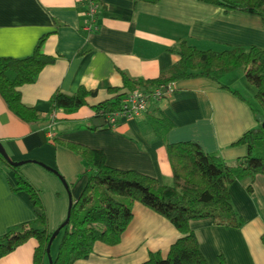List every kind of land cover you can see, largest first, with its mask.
<instances>
[{
    "label": "crops",
    "instance_id": "0c3cea01",
    "mask_svg": "<svg viewBox=\"0 0 264 264\" xmlns=\"http://www.w3.org/2000/svg\"><path fill=\"white\" fill-rule=\"evenodd\" d=\"M98 2V29L88 32L86 8L78 0H0V58H26L48 35L44 53L57 59L34 84L21 88L23 103L43 115L40 122H23L0 98V144L12 161L24 162L20 172L39 191L51 233L67 219L71 199L77 201L88 184L82 158L52 140L102 150L109 167L172 185L169 144L195 143L235 164L248 154L247 146L236 143L260 123L242 92L246 89L255 97L256 91L244 85L245 72L240 69L224 77L222 84L228 89L207 78L182 80L172 87L169 100L154 103L164 105L175 125L166 142L155 137L145 115L122 120L113 129L106 124L90 129L95 115L90 107L111 98L110 88H122V73L136 80L157 79L177 62L172 50L183 39L202 51L264 50V23L256 15L199 0ZM80 87L97 92L88 99L90 107L73 114L53 112L50 101L56 91L73 95ZM17 182L16 173L0 162V237L37 218L29 195L14 191ZM230 194L243 227L217 226L212 219L192 221L200 250L209 264H220L221 257L225 264H264V176L233 183ZM181 236L167 219L135 203L121 243L96 242L89 258L75 264H143L152 253L166 257ZM37 245L30 240L0 264H33Z\"/></svg>",
    "mask_w": 264,
    "mask_h": 264
},
{
    "label": "trees",
    "instance_id": "16d2710c",
    "mask_svg": "<svg viewBox=\"0 0 264 264\" xmlns=\"http://www.w3.org/2000/svg\"><path fill=\"white\" fill-rule=\"evenodd\" d=\"M134 1L156 4L160 0ZM199 1L221 7L225 11L256 15L264 23V0ZM47 39L48 35L42 36L32 55L26 58H0V98L14 116L31 125L40 122L43 115L23 103L21 88L34 84L46 67L56 63L55 57L44 53ZM172 52L177 55V62L157 79L136 80L122 73V88H110L112 97L92 107L89 106L88 99L97 95L95 90L80 87L73 95L58 90L50 101L52 110L73 114L89 106L95 113L93 121L104 119L106 128L113 129L118 124L114 125L110 117L122 111V100L130 92H152L162 86L173 87L179 81L194 78H207L228 89L222 84V79L243 69L247 82L256 90L254 99L259 107L251 103L253 112L256 117L261 115L264 118L263 49L227 47L222 51H202L189 40L183 39ZM234 93L242 98L239 92ZM169 98L167 95L163 100ZM154 106L155 104L149 107L144 114L145 123L157 139L166 142L175 125L165 115L164 105ZM93 121L90 129L96 131L99 127L94 126ZM52 143L60 144L78 154L83 160L88 179L82 196L73 201L68 223L55 239L60 237L61 241L54 264H75L89 258L96 242L109 246L120 244L133 219L135 203H140L167 219L182 235L172 245L166 257L161 253H152L143 264H209L200 250L190 223L212 219L217 226L242 228L243 219L234 208L230 187L246 178L264 176V128L261 123L257 128L246 132L236 143L247 146L248 154L235 164H229L217 154L204 152L195 143L169 144L167 147L173 173L172 185H163L157 179L137 171L111 168L107 165L106 155L102 150L58 139L52 140ZM0 162L16 173L18 182L14 191L27 193L37 209L35 221L14 227L0 237V260L34 239L38 245L33 264H48L47 249L53 233L49 229L40 193L21 174L20 167H13L1 154ZM248 191L251 192L252 188ZM220 264H225L223 257Z\"/></svg>",
    "mask_w": 264,
    "mask_h": 264
},
{
    "label": "built area",
    "instance_id": "2783aa9c",
    "mask_svg": "<svg viewBox=\"0 0 264 264\" xmlns=\"http://www.w3.org/2000/svg\"><path fill=\"white\" fill-rule=\"evenodd\" d=\"M78 2L86 8V14L89 18V24L84 27V30L88 32L97 30L96 19L100 11L98 0H78ZM172 92V86H162L152 92L141 90L130 92L122 100V111L111 116L110 120L116 125L122 120H130L144 115L153 103L162 101L164 97Z\"/></svg>",
    "mask_w": 264,
    "mask_h": 264
},
{
    "label": "water",
    "instance_id": "95a60500",
    "mask_svg": "<svg viewBox=\"0 0 264 264\" xmlns=\"http://www.w3.org/2000/svg\"><path fill=\"white\" fill-rule=\"evenodd\" d=\"M257 120L262 124L263 128H264V118L259 115L257 116ZM93 124L94 126L96 127H103L105 126L106 122L104 119H95L93 121ZM0 154L3 156V158L8 162L10 163L13 167H21L24 162H14L10 159V157L8 156V154L6 153V151L4 150L3 146L0 144ZM55 172V171H54ZM58 174V173H57ZM61 177V176H60ZM61 179L64 181V179L61 177ZM67 185V184H66ZM67 187V186H66ZM73 205V199H71L70 201V207H69V213H68V217L65 221V223H63L56 231L53 232V235H52V238H51V241H50V244H49V247L47 249V255H48V261H49V264H54V259L53 257L51 256V248H52V244L54 242V240L58 237V235L60 234L61 232V229L64 227L65 224L68 223V220H69V216H70V210H71V207Z\"/></svg>",
    "mask_w": 264,
    "mask_h": 264
},
{
    "label": "rangeland",
    "instance_id": "374dc122",
    "mask_svg": "<svg viewBox=\"0 0 264 264\" xmlns=\"http://www.w3.org/2000/svg\"><path fill=\"white\" fill-rule=\"evenodd\" d=\"M238 73H242V72H237L236 74L238 75ZM243 78H244V85H245V86H248L249 88H251V89H253L254 91H256L255 88H254L253 86H251V85L247 82V80L245 79V77H243ZM222 81L224 82V81H225V78H223ZM241 82H243V80H241ZM230 84H231V83H230ZM239 86H241V85H239ZM240 88H242V87H240ZM242 92H243V94H244L245 96H247V98H248L249 100H251V103H252L254 106L259 107V105L256 103L254 97H252V95H250V93L247 92L246 89H244ZM60 241H61V240H60V237H59L57 240L54 241V243H53V245H52V248H51V256L53 257L54 260H55V258H56L57 255H58V250H59ZM48 262H49V261H48Z\"/></svg>",
    "mask_w": 264,
    "mask_h": 264
}]
</instances>
